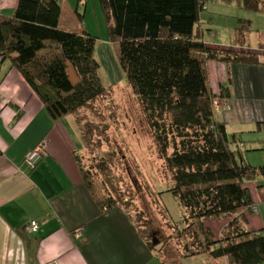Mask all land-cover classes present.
Here are the masks:
<instances>
[{
    "label": "trees",
    "instance_id": "trees-1",
    "mask_svg": "<svg viewBox=\"0 0 264 264\" xmlns=\"http://www.w3.org/2000/svg\"><path fill=\"white\" fill-rule=\"evenodd\" d=\"M98 2L108 43L170 174L173 187L169 191L185 212L182 229L174 239L170 235L157 238L160 232L144 222L151 221L148 217L136 223L141 237L150 249L157 239L164 245L174 242L176 250L164 256L163 264H181L182 259L199 255L225 264H264V227L243 226L257 212L245 182L259 181L263 188L264 166L251 165L244 155L242 133L229 134L215 117L214 99L229 100V87L214 94L207 70L209 61L220 59L230 76L232 65H258L257 57L207 48L201 14L209 12L210 0ZM236 2L245 10L264 13L263 0ZM60 10L58 0H18L11 15L0 14L1 60L18 70L55 122L78 113L106 92L95 58L97 37L85 30L62 29ZM250 27V20L237 19L235 45L247 44ZM68 68L76 83L70 81ZM255 127L264 137V122ZM76 159L88 188L104 191L103 174L109 159L95 156L83 164ZM97 203L109 210L119 205V199L108 194ZM216 218L228 219L218 238L204 224ZM27 225L23 232L38 244V231L27 232Z\"/></svg>",
    "mask_w": 264,
    "mask_h": 264
},
{
    "label": "crops",
    "instance_id": "crops-1",
    "mask_svg": "<svg viewBox=\"0 0 264 264\" xmlns=\"http://www.w3.org/2000/svg\"><path fill=\"white\" fill-rule=\"evenodd\" d=\"M217 1L208 5L201 21L206 29L209 22L216 29L213 25L221 21L225 34L217 37L210 29L205 44L218 51L251 53L259 62L230 67V107L217 117L229 134H241L244 127L264 122V13L245 10L236 0ZM17 2L0 0V14L11 15ZM222 17L229 18L227 24ZM237 19L251 21L255 42L234 44ZM225 66L208 63L210 84L211 69L219 71L217 85L227 83ZM0 87V264H163L164 256L149 248L128 212L119 205L101 209L99 193L83 182L76 159L85 161L83 133L73 124L76 114L51 120L18 70L1 58ZM42 141L45 153L30 171L24 154ZM249 193L257 212L246 227L259 229L264 227V187L252 184ZM31 220L38 222V244L23 232Z\"/></svg>",
    "mask_w": 264,
    "mask_h": 264
},
{
    "label": "rangeland",
    "instance_id": "rangeland-1",
    "mask_svg": "<svg viewBox=\"0 0 264 264\" xmlns=\"http://www.w3.org/2000/svg\"><path fill=\"white\" fill-rule=\"evenodd\" d=\"M58 2L61 9L59 26L62 29L76 32L85 30L97 37L95 58L100 63L99 75L106 92L102 97L78 111L73 123L79 125V132L82 127L83 134L80 135V143L83 145L85 160H92L95 156L100 160L107 161L109 159L108 170L103 174L102 181L106 189L96 191L101 196L100 198L108 194L118 198L121 209L128 212L129 218L135 223L141 217L150 218L151 221L144 222L146 225L152 224V228L160 232L157 233V238L170 235L174 239L182 229L181 223L185 216L184 208L169 191L173 187L170 174L166 171L164 163L158 155L138 102L126 84L117 59L108 43L107 24L100 4L98 0H58ZM209 3L216 4L215 0H210ZM207 14L208 12L201 14L202 21ZM78 16H82V18L79 19ZM222 18L224 25L227 24L229 18ZM211 26L209 22V28H207V32H204L203 39H206L209 32L214 33L215 30L217 37L224 36L221 21L213 25L216 29ZM254 28L256 29V27ZM251 32L252 29L249 38L246 39L249 44L255 42L251 39ZM207 48L211 49L208 46ZM209 62L226 65L221 63L220 59ZM218 74L217 69L216 72L211 69L212 86L210 84V88L215 90V94H219L223 86L227 88L231 83V75H227V83L217 85ZM68 75L72 83L77 82L71 68H68ZM229 107V100L215 98L213 102L215 117H218L219 113L223 112L222 110H228ZM229 129L233 128L229 127ZM243 130L241 136L245 145L244 149H246L243 150L246 160L253 166H264L263 132L257 131L255 126L244 127ZM45 147L44 143V150ZM36 167L37 164L32 171ZM256 183L258 184L259 181L251 180L245 182V186H248L249 190L252 184L256 185ZM227 222V218H216L214 220L206 219L204 224L211 229L214 238H218L221 229ZM242 223L245 221L243 220ZM171 243L172 241H168V245L165 244L167 247L163 242L156 243L152 248L158 255L172 256L176 248L173 245L174 242ZM167 253L169 254L167 255ZM210 261L212 264H224V260H211L207 255L182 259L181 264L202 262L208 264Z\"/></svg>",
    "mask_w": 264,
    "mask_h": 264
},
{
    "label": "built area",
    "instance_id": "built-area-1",
    "mask_svg": "<svg viewBox=\"0 0 264 264\" xmlns=\"http://www.w3.org/2000/svg\"><path fill=\"white\" fill-rule=\"evenodd\" d=\"M44 153V143H39L35 148L27 151L24 154L23 161L27 166L28 170L32 171V169L36 166V164L41 159ZM39 229L38 222L35 220H31L26 226V231L29 233H35Z\"/></svg>",
    "mask_w": 264,
    "mask_h": 264
},
{
    "label": "bare ground",
    "instance_id": "bare-ground-1",
    "mask_svg": "<svg viewBox=\"0 0 264 264\" xmlns=\"http://www.w3.org/2000/svg\"><path fill=\"white\" fill-rule=\"evenodd\" d=\"M106 54V53H105ZM107 55V54H106ZM111 55V54H110ZM25 81V80H24ZM25 83H26V81H25ZM27 84V83H26ZM29 87V86H28ZM1 88V87H0ZM31 90V89H30ZM32 92V91H31ZM33 93V92H32ZM37 97V96H36ZM38 98V97H37ZM4 99V96H3V93H2V91H1V89H0V101H2ZM39 99V98H38ZM40 100V99H39ZM41 101V100H40ZM213 112H214V108H213ZM215 113V112H214ZM36 147V146H35ZM34 147V148H35ZM33 149V148H32ZM38 164V163H37ZM154 236L156 237V235L154 234ZM156 241V240H155ZM154 242V241H153ZM157 243H158V241H157ZM164 246H166V245H164ZM167 247V246H166ZM165 249V248H164ZM167 251V250H166ZM165 251V252H166ZM168 254V253H167ZM225 264V263H224Z\"/></svg>",
    "mask_w": 264,
    "mask_h": 264
},
{
    "label": "water",
    "instance_id": "water-1",
    "mask_svg": "<svg viewBox=\"0 0 264 264\" xmlns=\"http://www.w3.org/2000/svg\"><path fill=\"white\" fill-rule=\"evenodd\" d=\"M156 243H157V241H154V242H153V244H156Z\"/></svg>",
    "mask_w": 264,
    "mask_h": 264
}]
</instances>
